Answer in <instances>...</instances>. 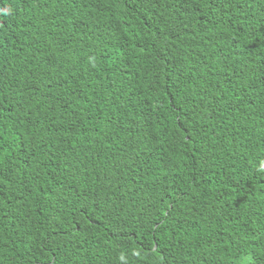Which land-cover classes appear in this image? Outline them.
<instances>
[{"label": "trees", "instance_id": "obj_1", "mask_svg": "<svg viewBox=\"0 0 264 264\" xmlns=\"http://www.w3.org/2000/svg\"><path fill=\"white\" fill-rule=\"evenodd\" d=\"M0 264H264V0H0Z\"/></svg>", "mask_w": 264, "mask_h": 264}]
</instances>
